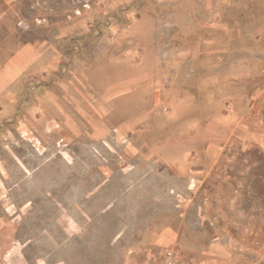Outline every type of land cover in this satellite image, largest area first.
I'll use <instances>...</instances> for the list:
<instances>
[{
  "label": "rangeland",
  "instance_id": "1",
  "mask_svg": "<svg viewBox=\"0 0 264 264\" xmlns=\"http://www.w3.org/2000/svg\"><path fill=\"white\" fill-rule=\"evenodd\" d=\"M32 41L0 90L2 264L157 261L181 222L204 264L212 213L264 264V0H0V66Z\"/></svg>",
  "mask_w": 264,
  "mask_h": 264
},
{
  "label": "crops",
  "instance_id": "2",
  "mask_svg": "<svg viewBox=\"0 0 264 264\" xmlns=\"http://www.w3.org/2000/svg\"><path fill=\"white\" fill-rule=\"evenodd\" d=\"M43 47L37 41L27 42L21 45L9 59L3 62L0 66V90L8 89L10 84L19 81L20 78L37 62L40 54L43 52ZM1 206L3 202H0ZM3 207V206H2ZM3 211V210H2ZM4 211L0 215V264L4 262L5 251L8 247L4 242L10 240V228L6 226V219ZM204 214L207 216L206 210ZM202 213V215H204ZM214 213L208 217L216 231V240L207 244L203 254L204 264H235L236 243L232 240H225L229 235L223 234L228 229L223 224H216L212 217ZM202 220L204 218H201ZM204 221V220H203ZM195 223V222H194ZM199 222H197L198 224ZM200 227V226H199ZM199 227H193V231H200ZM184 223L181 222L163 229L153 237L152 248L158 251H165L180 244L184 234ZM154 251L150 249H143L132 260V264H155L156 258L153 255ZM195 262L193 261L192 264ZM238 263V262H237Z\"/></svg>",
  "mask_w": 264,
  "mask_h": 264
},
{
  "label": "built area",
  "instance_id": "3",
  "mask_svg": "<svg viewBox=\"0 0 264 264\" xmlns=\"http://www.w3.org/2000/svg\"><path fill=\"white\" fill-rule=\"evenodd\" d=\"M155 264H192L190 256L179 245L165 250Z\"/></svg>",
  "mask_w": 264,
  "mask_h": 264
}]
</instances>
